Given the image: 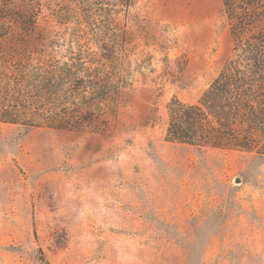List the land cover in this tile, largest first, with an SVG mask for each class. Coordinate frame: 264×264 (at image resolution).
<instances>
[{
  "label": "rangeland",
  "instance_id": "obj_1",
  "mask_svg": "<svg viewBox=\"0 0 264 264\" xmlns=\"http://www.w3.org/2000/svg\"><path fill=\"white\" fill-rule=\"evenodd\" d=\"M37 1L59 56L115 36L126 85L103 133L0 123V264H264V156L165 140L171 99L194 104L232 56L221 0H96L77 22Z\"/></svg>",
  "mask_w": 264,
  "mask_h": 264
},
{
  "label": "trees",
  "instance_id": "obj_2",
  "mask_svg": "<svg viewBox=\"0 0 264 264\" xmlns=\"http://www.w3.org/2000/svg\"><path fill=\"white\" fill-rule=\"evenodd\" d=\"M60 21L91 19L96 0H70ZM129 8L132 0H114ZM233 41L232 56L194 104L167 105L165 140L196 148L264 156V0H221ZM37 0H0V123L26 130L103 133L126 81L115 36L99 60L59 56L35 37Z\"/></svg>",
  "mask_w": 264,
  "mask_h": 264
}]
</instances>
